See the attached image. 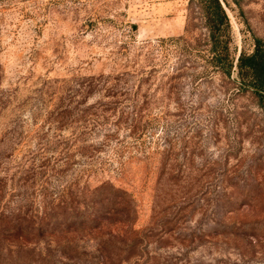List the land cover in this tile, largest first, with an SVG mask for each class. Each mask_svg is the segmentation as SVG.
Listing matches in <instances>:
<instances>
[{
  "label": "rangeland",
  "instance_id": "obj_1",
  "mask_svg": "<svg viewBox=\"0 0 264 264\" xmlns=\"http://www.w3.org/2000/svg\"><path fill=\"white\" fill-rule=\"evenodd\" d=\"M222 2L232 52L250 51L264 0ZM201 25L190 0H0L7 184L45 166L40 204L102 184L122 196L98 205L99 229L57 235L73 254L43 256L264 264V114L235 69L208 60Z\"/></svg>",
  "mask_w": 264,
  "mask_h": 264
},
{
  "label": "trees",
  "instance_id": "obj_2",
  "mask_svg": "<svg viewBox=\"0 0 264 264\" xmlns=\"http://www.w3.org/2000/svg\"><path fill=\"white\" fill-rule=\"evenodd\" d=\"M198 8L206 45L208 60L223 74L236 70L241 88L250 89L264 114V38L253 37L250 51L241 49L236 56L231 49V28L222 0H190ZM0 158V263L1 264H64L50 253L55 250L60 256L73 254L71 240L57 241V235L72 234L78 230L91 233L101 226V218L109 209L98 205L119 203L122 196L113 185L96 186L82 198L60 193L49 200L37 201L38 185L44 187L50 170L44 167L20 169L19 177H10ZM40 166V165H39ZM111 193L106 192L105 188ZM15 190V191H14ZM42 190V189H40ZM104 190V191H103ZM101 191V192H100ZM107 191V190H106ZM16 192V193H13ZM101 193V194H100ZM6 196H9L8 198ZM15 196V197H13ZM16 198V199H13ZM12 201H14L12 205ZM38 253V255H36ZM68 260V259H67Z\"/></svg>",
  "mask_w": 264,
  "mask_h": 264
}]
</instances>
